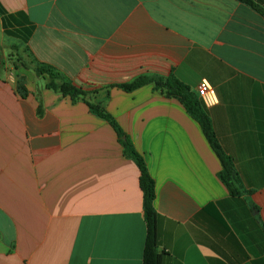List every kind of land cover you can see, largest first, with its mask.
I'll return each instance as SVG.
<instances>
[{"label":"crops","instance_id":"0c3cea01","mask_svg":"<svg viewBox=\"0 0 264 264\" xmlns=\"http://www.w3.org/2000/svg\"><path fill=\"white\" fill-rule=\"evenodd\" d=\"M253 2L0 0V33L89 92L75 101L48 89L0 37V264H144L141 170L89 103L155 181L162 264H264V0ZM142 75L174 76L194 94L210 84L197 99L243 195L219 178L180 99L154 84L120 88Z\"/></svg>","mask_w":264,"mask_h":264},{"label":"trees","instance_id":"16d2710c","mask_svg":"<svg viewBox=\"0 0 264 264\" xmlns=\"http://www.w3.org/2000/svg\"><path fill=\"white\" fill-rule=\"evenodd\" d=\"M238 1L257 7L253 0ZM1 14H3L2 11H0V15ZM5 34L11 38L19 39L23 43H26L30 35V30L25 29L24 33H21L5 29ZM13 48L18 52L19 61L23 63L24 67L33 69L37 76L42 77L47 81L46 86L48 89L53 90L56 93H60L63 96H69L75 101L79 99H86L89 92L74 85L73 82H71L54 67L38 61L30 53L28 48H24L21 52L19 45H13ZM2 66L3 63L0 62V69ZM148 84H154L157 90L165 92L168 96L180 99L191 116L199 121L203 127L205 135L221 160L223 168L219 173V178L228 187L233 196L243 195L245 193L243 183L236 170L234 161L220 146L212 121L210 120L203 103L197 99V95L193 93L190 87L176 79L174 76L162 78L153 75H142L129 83L121 85L120 88L128 92H133ZM20 91L25 94L23 88H21ZM89 106L96 115L107 120L113 126L121 143L123 144L125 155L135 161L141 170V188L144 193V217L147 226L144 264H162V256L159 253L158 213L154 207V202L157 196L156 185L149 173L145 159L136 150L131 139L124 134L117 121L112 116L103 112L94 104L89 103Z\"/></svg>","mask_w":264,"mask_h":264},{"label":"rangeland","instance_id":"374dc122","mask_svg":"<svg viewBox=\"0 0 264 264\" xmlns=\"http://www.w3.org/2000/svg\"><path fill=\"white\" fill-rule=\"evenodd\" d=\"M0 37L3 38L2 39V46L3 48L7 49L8 52V58L9 60H13L14 62L16 61V59L18 58L17 55V51L13 48V44H15L14 42H16L13 39L7 38L3 33H0Z\"/></svg>","mask_w":264,"mask_h":264},{"label":"built area","instance_id":"2783aa9c","mask_svg":"<svg viewBox=\"0 0 264 264\" xmlns=\"http://www.w3.org/2000/svg\"><path fill=\"white\" fill-rule=\"evenodd\" d=\"M211 92V86L207 81H202L197 88L196 95L200 99H205Z\"/></svg>","mask_w":264,"mask_h":264}]
</instances>
